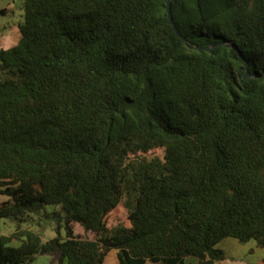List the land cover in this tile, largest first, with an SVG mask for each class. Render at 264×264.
I'll return each instance as SVG.
<instances>
[{"label": "trees", "instance_id": "1", "mask_svg": "<svg viewBox=\"0 0 264 264\" xmlns=\"http://www.w3.org/2000/svg\"><path fill=\"white\" fill-rule=\"evenodd\" d=\"M166 1L23 0L0 47V264H216L225 238L264 247V0H170L184 39ZM123 199L128 225L108 228ZM35 217L56 235L1 233Z\"/></svg>", "mask_w": 264, "mask_h": 264}, {"label": "rangeland", "instance_id": "2", "mask_svg": "<svg viewBox=\"0 0 264 264\" xmlns=\"http://www.w3.org/2000/svg\"><path fill=\"white\" fill-rule=\"evenodd\" d=\"M9 0L12 5V10L8 14L0 13V27L3 25L17 26L23 20V9L19 8L20 0ZM15 3V4H13ZM15 5V6H14ZM7 200L5 195H0V203ZM123 199L106 217V225L108 228L116 227L117 225H128V211ZM15 222L9 220L3 221L1 226V233L9 235L15 230L34 229L41 234L42 240H48L56 235L55 224L53 222L42 221L39 218L20 223L17 227ZM76 231L81 232L78 226H75ZM13 244H18L17 241ZM217 247L221 249L225 255L224 260L216 264H259L264 259V247H257L253 240L246 243H240L234 238H225L221 240ZM189 262H194L193 259H187ZM58 254H42L39 255L35 261L29 264H58ZM152 264V263H147ZM261 264V263H260Z\"/></svg>", "mask_w": 264, "mask_h": 264}, {"label": "crops", "instance_id": "3", "mask_svg": "<svg viewBox=\"0 0 264 264\" xmlns=\"http://www.w3.org/2000/svg\"><path fill=\"white\" fill-rule=\"evenodd\" d=\"M20 1L19 8L22 9L23 0ZM17 2L19 1L17 0ZM10 10H12L11 2L9 0H0V13L8 14ZM19 34L18 25L12 26L7 24L0 27V47L6 49L14 45Z\"/></svg>", "mask_w": 264, "mask_h": 264}, {"label": "water", "instance_id": "4", "mask_svg": "<svg viewBox=\"0 0 264 264\" xmlns=\"http://www.w3.org/2000/svg\"><path fill=\"white\" fill-rule=\"evenodd\" d=\"M166 12H167V17H168L173 29L175 30L177 36H179L181 39H184L183 36L181 35V33L177 30V28L175 27V25L173 23V18H172V14H171V10H170V0L166 1ZM201 49H204V50L210 52L212 50V47L209 46V47H205V48H199V50H201ZM241 70H243L245 72L243 77L248 78L249 74L247 72V63H245V65L241 68Z\"/></svg>", "mask_w": 264, "mask_h": 264}]
</instances>
